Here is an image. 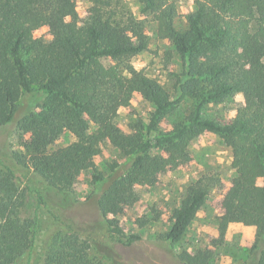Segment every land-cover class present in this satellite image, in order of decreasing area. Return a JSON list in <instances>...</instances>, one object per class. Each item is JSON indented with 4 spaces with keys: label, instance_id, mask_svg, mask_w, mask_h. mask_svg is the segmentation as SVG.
Returning <instances> with one entry per match:
<instances>
[{
    "label": "trees",
    "instance_id": "trees-1",
    "mask_svg": "<svg viewBox=\"0 0 264 264\" xmlns=\"http://www.w3.org/2000/svg\"><path fill=\"white\" fill-rule=\"evenodd\" d=\"M138 2L140 13L153 15L158 32L171 41L181 61L180 71L171 72L167 81L133 64V57L149 49L146 19L122 9L119 0H92L91 14L81 26L76 0H0V129L15 123L20 137L33 133L30 141L22 142V157L61 198L66 218L81 203L78 176L89 171L98 226H106L127 245L141 239L140 233H127L120 224L121 208L138 201L132 186L153 187L159 173L182 162L176 146L185 136H197L201 130L216 133L225 145L240 151L232 159L235 181L223 200L226 215L239 203L260 214V228L244 249L241 264H264V0H194L195 12L187 16L184 31L175 24V1ZM41 21L50 24V40L32 36ZM104 57L112 64L102 73L92 72L90 65ZM133 92L143 94L153 111L147 119L130 121L128 132H123L117 107ZM235 93L263 98L235 109L229 123L206 114L208 105ZM27 100L30 105L16 118ZM165 118L171 123L168 129L161 127ZM93 122L98 126L93 128ZM66 133L74 140L52 148ZM103 135L127 159L120 174L97 171V144ZM220 182L207 172L188 184L169 230L161 235L169 248L176 251ZM26 196L14 171L2 170L0 264H19L33 246L36 222L23 214ZM101 247L79 231H59L42 264H127L113 256L115 251L107 255L108 262L97 252ZM174 257L181 264H217L216 254L207 249H184Z\"/></svg>",
    "mask_w": 264,
    "mask_h": 264
},
{
    "label": "rangeland",
    "instance_id": "rangeland-1",
    "mask_svg": "<svg viewBox=\"0 0 264 264\" xmlns=\"http://www.w3.org/2000/svg\"><path fill=\"white\" fill-rule=\"evenodd\" d=\"M119 1L121 8H130L137 16L146 19V32L150 38L149 49L133 57V64L150 76L163 82L167 81L171 72L181 69V61L171 41L158 32V24L153 15L140 13L138 0ZM172 1L176 2L179 11L175 20L176 27L184 31L188 27L187 16L195 12L194 0ZM76 3L78 24L81 26L91 14L92 0H76ZM32 36L50 40L52 30L49 22L41 21L32 31ZM111 64V59L107 57L98 58L90 65V70L102 73ZM245 70L247 73L252 71L248 61H245ZM262 98L256 94L235 93L222 103L208 105L206 114L209 117H216L223 123H229L233 120L235 109L254 105ZM30 102L31 100H27L20 105L16 118L25 112ZM152 107L153 104L139 92L122 98L117 107V121L121 130L128 132L130 121L138 118L147 119L153 111ZM92 126L95 128L98 123L93 122ZM161 127L170 128V120L165 118ZM32 138L33 133L20 137L15 123L0 129V172L7 168L14 171L18 186L26 190L23 214L36 222L33 246L20 257L19 264H42L54 235L59 231H79L89 241L98 240L102 247L97 252L100 256L106 257L108 262L109 253L113 254L115 251L116 254L113 256L127 264H181L175 260L174 252L186 249L195 253L207 249L216 254L217 264H241L244 249L252 245L260 228V214L250 211L245 203H239L230 216L226 215L223 200L235 181L236 171L232 167V159L240 151L236 152L225 145L214 132L201 130L197 136L187 135L180 140L176 147L183 161L159 173L155 186L138 184L132 186L138 201L133 206L121 208L120 224L127 233H140L141 239L129 245L112 236L106 226H98L99 212L91 195L93 190L89 171H82L78 176L76 194L81 203L69 211L70 218L64 216L61 198L39 175L27 167L25 158L22 157L24 149L22 142L30 141ZM73 140V135L66 133L52 148L65 146ZM97 149L95 157L97 171L120 174L126 169L127 159L106 136L100 138ZM207 172L215 173L221 182L210 191L204 205L197 212L174 251L168 247L167 242L161 240V235L169 230L174 208L180 205L188 184ZM262 186L263 178L259 177L257 187L260 189ZM70 224L73 228L69 227Z\"/></svg>",
    "mask_w": 264,
    "mask_h": 264
}]
</instances>
